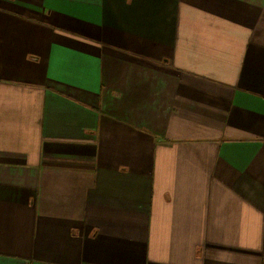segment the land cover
<instances>
[{
  "label": "crops",
  "instance_id": "1",
  "mask_svg": "<svg viewBox=\"0 0 264 264\" xmlns=\"http://www.w3.org/2000/svg\"><path fill=\"white\" fill-rule=\"evenodd\" d=\"M0 264H264V0H0Z\"/></svg>",
  "mask_w": 264,
  "mask_h": 264
}]
</instances>
